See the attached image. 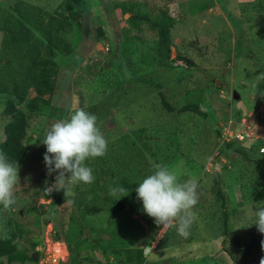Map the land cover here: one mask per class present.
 Segmentation results:
<instances>
[{
  "label": "rangeland",
  "instance_id": "rangeland-1",
  "mask_svg": "<svg viewBox=\"0 0 264 264\" xmlns=\"http://www.w3.org/2000/svg\"><path fill=\"white\" fill-rule=\"evenodd\" d=\"M20 2L34 7L40 15L33 18L45 30L37 34L29 15L15 8ZM0 7L15 12L28 43L36 35L42 49L34 58L49 62L55 82L32 112L25 107L32 90L23 102L13 101L26 114L27 153L17 163L16 203L0 205V242L9 239L15 249L11 257L0 256V264H34L31 254L49 228L51 237L78 244L80 258L120 264L122 250L143 251L160 228L142 211L135 190L120 198L102 189L113 180L104 171L110 162L101 165L93 192L84 183L71 197L44 191L57 175L47 174L44 132L76 108L97 117L108 141L104 160L123 155L118 144L131 140L141 156H131L125 172H135L138 163L144 178L164 164L181 180L198 182L188 237L167 227L155 248L144 250L143 264H260L263 255L239 253L232 261L223 249L247 242L256 229L254 210L264 205V0H0ZM160 11L173 20L166 67L157 66L153 54ZM55 39L58 50L49 43ZM6 100L0 95V112ZM197 100L200 115L178 112ZM5 122L0 115V141ZM94 195L115 209L123 203L112 224L106 225L107 210Z\"/></svg>",
  "mask_w": 264,
  "mask_h": 264
},
{
  "label": "trees",
  "instance_id": "trees-1",
  "mask_svg": "<svg viewBox=\"0 0 264 264\" xmlns=\"http://www.w3.org/2000/svg\"><path fill=\"white\" fill-rule=\"evenodd\" d=\"M17 18L15 12L12 10L8 11L7 8L0 7V95L7 97L0 112L1 117L6 118V122L3 125V139L0 141V151L6 154L10 160H16V162L19 163L27 153V147L24 143L27 122L26 114L16 108L13 101H15V103L23 102L26 100L28 91L32 90L34 96L30 98L25 107L26 111L29 112L36 110V106L42 104L44 101V89L52 87L53 80L48 73L47 66L49 62H47V60L41 61L36 60L35 58L27 60L22 56V53L28 46V40L20 35V32L17 29ZM172 24V18L168 17L165 12L160 11L157 14L155 19L157 40L153 54L155 64L159 67H166L168 65V47L171 42L169 29L172 27ZM80 32L78 30V33ZM45 39L47 41L48 39L51 40L52 36ZM49 43H53L52 49L58 50L57 48L59 47V44L56 39ZM48 46H50V44H48ZM70 55H72V53ZM198 103L199 100L190 103L182 107L178 112H193L200 115L201 113L198 110ZM140 133H142L141 130L135 131L137 137ZM118 146L119 150L123 152V155L121 153L115 156L112 155L110 156V158L112 157L111 161H108L109 158L104 160L103 157H98L91 159L86 163L93 169V175L95 177L94 182L90 184V192L99 189V181L103 172L101 165L103 163L108 164V162H110L113 166L106 167L107 169L104 170L110 178L113 177L111 184L104 185L102 188L107 193L109 192V189L117 186L125 187L130 192L135 190L137 184L142 180L143 176H140L136 172L139 170L138 163H136L137 166H135L136 173L132 170L133 168L127 169L126 172L122 169L125 164L129 163L131 156L135 157L136 155L137 158L141 156L138 151L135 150L134 142L129 140L124 143H119ZM142 146L146 151L149 149L148 146L144 144H142ZM131 175H136V177L140 178V181L134 183ZM121 194L122 193H118L115 196H120ZM217 195L221 199L220 191L217 192ZM94 199L101 201L100 203L104 205L107 210V218L105 220L106 225L112 224L116 218L117 211L123 208V203L117 198L120 202L116 201L118 208L115 209L108 204V201L105 198H100L99 196L94 195ZM82 215L83 212H80L81 217ZM72 233L74 236L79 235V231L76 227H73ZM52 237L53 239H58L64 243L67 251V264H98L97 262L80 258L77 249L78 244L72 246L69 237H65L63 240L58 237V234L57 236ZM262 240H264V234L259 233L257 229H255L248 234L246 243L236 241L231 245L232 252L228 248H224L223 251L226 254H229L232 261L236 260L234 255L239 253H256L264 256V249L261 248ZM121 253L124 256V261L120 262V264H143L145 261L142 249L127 248L122 250ZM13 254H15V249L10 245V240L6 239L1 241L0 256L11 257ZM28 258H30V254L28 255Z\"/></svg>",
  "mask_w": 264,
  "mask_h": 264
},
{
  "label": "clouds",
  "instance_id": "clouds-1",
  "mask_svg": "<svg viewBox=\"0 0 264 264\" xmlns=\"http://www.w3.org/2000/svg\"><path fill=\"white\" fill-rule=\"evenodd\" d=\"M259 95L264 96V91H260ZM96 122L94 114L76 108L69 117L54 121L46 128L41 141L46 148L43 160L48 175L57 173L54 183L44 189L47 194L63 191L65 197H71L77 184L94 182L93 169L86 161L103 157L108 148V141ZM18 171L16 160H10L0 151V205L5 209L16 203L15 190L20 183ZM197 189L195 177L181 180L168 166L156 164L137 184L135 192L142 211L156 225L174 226L179 236L187 238L196 219L193 209L199 200ZM128 192L122 186L110 189L111 195H128ZM123 196L126 195L120 198ZM73 202L67 200L69 204ZM253 215L257 231L264 234V205L256 208ZM261 248L264 249V240L261 241ZM260 264H264V257L260 259Z\"/></svg>",
  "mask_w": 264,
  "mask_h": 264
},
{
  "label": "built area",
  "instance_id": "built-area-1",
  "mask_svg": "<svg viewBox=\"0 0 264 264\" xmlns=\"http://www.w3.org/2000/svg\"><path fill=\"white\" fill-rule=\"evenodd\" d=\"M107 50V48H105ZM236 136V135H235ZM239 136V135H238ZM236 136V137H238ZM167 227H162L157 230L156 235L154 236L153 242H150L149 246H147L145 249H154L155 245L160 241L162 238L163 231ZM51 228L46 229L41 246H39L34 252L36 254V259L32 261L34 264H67V251L64 243L58 239H53L50 236ZM62 244L64 255H60L58 250L55 248V244Z\"/></svg>",
  "mask_w": 264,
  "mask_h": 264
},
{
  "label": "crops",
  "instance_id": "crops-1",
  "mask_svg": "<svg viewBox=\"0 0 264 264\" xmlns=\"http://www.w3.org/2000/svg\"><path fill=\"white\" fill-rule=\"evenodd\" d=\"M15 8H17L18 10H20L21 12H25L26 14H28L30 17L29 19L31 20L32 24L35 25V30L37 32V34H39L41 31L45 30L46 28H44V24L43 26L41 25V23L36 22V20L33 18L34 16L40 15L39 13H37L34 10V7L30 6L29 4L26 3H18L14 5ZM29 9V10H27ZM56 19H53V21L50 22V25L56 23L55 22ZM29 38L32 40V42L29 41L27 48L25 49V51L22 53V56L27 59L30 60L36 56H39V54L41 53V46H39L38 43V38L36 37V35H33L31 33V35H29ZM28 39V38H27ZM62 55V54H61ZM68 56V54L63 55L61 58L65 59ZM59 57V56H57ZM52 59V58H50ZM54 81H53V86H54ZM52 86V87H53ZM47 89V88H46ZM68 89L71 90V86H68Z\"/></svg>",
  "mask_w": 264,
  "mask_h": 264
},
{
  "label": "bare ground",
  "instance_id": "bare-ground-1",
  "mask_svg": "<svg viewBox=\"0 0 264 264\" xmlns=\"http://www.w3.org/2000/svg\"><path fill=\"white\" fill-rule=\"evenodd\" d=\"M54 246L58 250L60 255H64L63 245L61 243L60 244H55Z\"/></svg>",
  "mask_w": 264,
  "mask_h": 264
},
{
  "label": "water",
  "instance_id": "water-1",
  "mask_svg": "<svg viewBox=\"0 0 264 264\" xmlns=\"http://www.w3.org/2000/svg\"><path fill=\"white\" fill-rule=\"evenodd\" d=\"M31 259H32V261H34L36 259V254L35 253L31 254ZM163 264H165V263H163Z\"/></svg>",
  "mask_w": 264,
  "mask_h": 264
}]
</instances>
